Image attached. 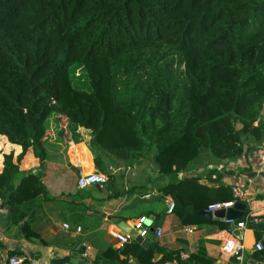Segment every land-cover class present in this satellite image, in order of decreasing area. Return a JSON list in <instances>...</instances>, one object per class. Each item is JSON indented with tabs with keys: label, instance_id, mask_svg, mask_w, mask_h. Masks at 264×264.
Wrapping results in <instances>:
<instances>
[{
	"label": "trees",
	"instance_id": "trees-1",
	"mask_svg": "<svg viewBox=\"0 0 264 264\" xmlns=\"http://www.w3.org/2000/svg\"><path fill=\"white\" fill-rule=\"evenodd\" d=\"M54 116L91 131L92 146L126 166L150 156L162 177L185 172L202 149L218 161L241 157L245 137L264 138V0H0V137L22 149L16 160L0 147V195L13 225L47 196L41 174L17 177L30 149L45 165ZM161 193L183 226L212 224L209 206L235 200L230 186L195 176ZM26 237L38 234L29 228ZM129 256L181 262L178 252L132 240L93 264ZM183 264L211 261L199 250Z\"/></svg>",
	"mask_w": 264,
	"mask_h": 264
},
{
	"label": "crops",
	"instance_id": "crops-1",
	"mask_svg": "<svg viewBox=\"0 0 264 264\" xmlns=\"http://www.w3.org/2000/svg\"><path fill=\"white\" fill-rule=\"evenodd\" d=\"M48 128L45 165L41 166L30 149L20 163L21 173L17 177L20 180L23 172L42 175L47 196L29 205L27 209H31L26 217L34 212L28 229L36 232L38 238L29 240L27 233H22L20 225L26 218L13 225L11 212L6 206L0 208V264H10L13 257L23 258L22 264H51L55 259L72 254L93 264L106 249L118 248L115 234L122 231L120 223L136 228L142 218L145 223L151 221L159 225L154 230L150 248L180 254L181 262L166 264H183L199 250H204L211 264H264V250L256 249V245L264 241V226H254L264 221V166L257 155L258 148L264 146V138L245 137L244 145L248 150L232 160H215L207 149H202L197 161L185 172L162 177L150 156L126 166L122 158L93 147V134L89 130L68 124L62 126L57 119H50ZM0 145L3 153L13 151L16 160L22 152L20 147L5 143L1 137ZM96 158L101 160L102 167L96 163ZM91 175L103 176L106 182L89 185L86 179ZM185 176L200 177L203 184L214 189L240 188L246 194L245 199L239 201L246 204V219L232 225L212 218L215 221L212 224L183 226L174 212L169 211L172 199L161 190L173 179ZM240 221L246 222L243 230L235 225ZM144 228L148 232L153 230L147 225ZM256 228L262 235L260 239L254 232ZM231 237L241 238L244 243L241 262L223 252V246ZM85 253L88 258L84 257ZM161 258L162 254H156L154 261Z\"/></svg>",
	"mask_w": 264,
	"mask_h": 264
},
{
	"label": "built area",
	"instance_id": "built-area-1",
	"mask_svg": "<svg viewBox=\"0 0 264 264\" xmlns=\"http://www.w3.org/2000/svg\"><path fill=\"white\" fill-rule=\"evenodd\" d=\"M257 155H258L262 165L264 166V146L258 148ZM221 170H222V167L219 168V171H221ZM105 182H106V178L103 176H100V175H91V176L87 177V179H86V183L89 185L90 184L103 185ZM232 192H233V197L235 199L234 201L227 202V203L212 204L209 206L207 212L214 213V212L220 211V210H228V209L234 207L236 202L243 201L246 197V194L243 193V191L238 187H232ZM4 206H5V200L0 195V208H2ZM174 209H175V204L173 201H171L169 203L170 213H173ZM226 222L229 224H232V225L234 224V221L226 220ZM144 223H145V218H142L140 220L139 224L136 226V229L140 232V235L142 237L147 235V230L144 228ZM235 225H236L238 230H243L246 228V222L245 221L237 222V224H235ZM65 227L67 229L69 228L67 225H65ZM80 230L81 229L78 228V232ZM188 231H190V230L188 229ZM159 234H161L160 231H159ZM115 238L118 242V249L123 247L126 244L131 243V241H132V238L128 234H126L122 231L116 232ZM244 249H245V247H244V243H243L242 239L236 238V237L229 238L226 241L225 245L223 246V252L230 257H234L239 262H241L243 260ZM256 249L258 251H263L264 250L263 244L259 242L256 245ZM84 257L88 258V253H85ZM23 260L24 259L20 258V257H13L10 259V264H22ZM125 264H136L135 257L129 256L128 258H126Z\"/></svg>",
	"mask_w": 264,
	"mask_h": 264
},
{
	"label": "water",
	"instance_id": "water-1",
	"mask_svg": "<svg viewBox=\"0 0 264 264\" xmlns=\"http://www.w3.org/2000/svg\"><path fill=\"white\" fill-rule=\"evenodd\" d=\"M7 198H9V194L7 195ZM5 206L9 211H11L9 206V201L5 202ZM245 209H246V204H244L243 202H237L235 203L234 207L228 210H220L214 213L205 212L204 215L209 219L216 218L220 220H230L236 222L237 220H240L244 217ZM33 216H34V212L21 223L20 228L23 234L27 233L29 221L32 219ZM144 225H147L153 229L150 230L149 232L147 231V235L144 237L140 235V232L136 228H132L124 222L119 224V228L124 233L128 234L132 238V240L140 244L144 249H149L153 245L154 230L158 229L159 225L158 223L152 224L151 221L144 223ZM254 226L255 227L264 226V221L255 224ZM262 244L264 246V241L262 242ZM51 264H87V263H85L84 258L78 259L77 254H72L71 256H65L59 259H55L54 261H52ZM136 264H139L138 260H136Z\"/></svg>",
	"mask_w": 264,
	"mask_h": 264
},
{
	"label": "rangeland",
	"instance_id": "rangeland-1",
	"mask_svg": "<svg viewBox=\"0 0 264 264\" xmlns=\"http://www.w3.org/2000/svg\"><path fill=\"white\" fill-rule=\"evenodd\" d=\"M176 66H178V62H176ZM180 69L183 70V67H181ZM81 75H82V71H81V69H78L76 71V77L81 76ZM50 119H56V117L54 116V117H51Z\"/></svg>",
	"mask_w": 264,
	"mask_h": 264
}]
</instances>
